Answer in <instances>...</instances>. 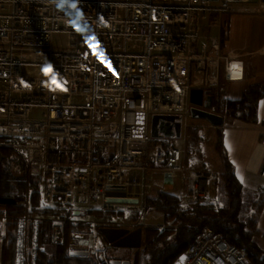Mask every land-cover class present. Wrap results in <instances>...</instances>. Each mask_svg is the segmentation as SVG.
I'll return each mask as SVG.
<instances>
[{
	"label": "built area",
	"instance_id": "built-area-1",
	"mask_svg": "<svg viewBox=\"0 0 264 264\" xmlns=\"http://www.w3.org/2000/svg\"><path fill=\"white\" fill-rule=\"evenodd\" d=\"M237 7L264 13L261 0H0V132L18 136L0 146L39 176L42 204L70 213L77 189L84 211L113 214L119 227L143 224L164 206L147 201L154 174L163 171L178 173L186 187L169 208L211 204L218 175L190 172L184 149L152 137L149 122L158 113H178L182 125L190 118L187 93L198 69L207 74L205 89L242 72L220 35L201 33ZM54 34L66 35V43L55 45ZM37 66L48 71L30 76L27 68ZM34 109L39 119L30 117ZM61 217L54 216L66 225ZM29 219H21L19 264L28 263ZM5 228L1 217L0 245ZM61 230L50 234L53 244L64 242ZM90 233L91 253L109 264L96 222ZM171 264L254 263L227 235L204 227Z\"/></svg>",
	"mask_w": 264,
	"mask_h": 264
},
{
	"label": "trees",
	"instance_id": "trees-1",
	"mask_svg": "<svg viewBox=\"0 0 264 264\" xmlns=\"http://www.w3.org/2000/svg\"><path fill=\"white\" fill-rule=\"evenodd\" d=\"M209 92L212 95L211 108L214 113L247 121L255 118L256 104L264 95L261 84L250 86L241 98L235 101H227L216 89L212 88ZM215 132L216 134L208 137L207 133L203 134L200 127L191 128L189 132L187 131L186 153L188 156L191 153L202 156L212 144L211 147L217 151L221 163L215 184L223 190V202L230 208L211 207V204H205L175 210L165 215L156 225L143 228L147 234L144 239L142 237V247L137 249L132 264H171L204 227H210L214 232L227 235L230 243L246 250L254 264H264V251L252 240L257 232L254 229H244L248 223V217L243 216L241 212L238 213L240 206L261 210L264 189L257 195H250L253 201L250 198L244 201L246 193L242 183L235 176L232 165L226 157V151L222 147L221 130L218 128ZM196 143H199L201 147L194 151L192 146ZM207 156L203 155L198 165L202 170L210 171L212 163ZM186 163L188 167L195 166L187 159ZM147 201L149 204L166 203L168 205L177 202V197L172 193L159 192L148 196ZM68 213L66 209L42 204L39 176L27 171L23 159L17 153L0 147V218H5L6 227L5 237L0 245V264H19L18 228L25 214L30 217L27 232L29 246L27 264H106L100 262L90 251L87 256L70 254V250L73 249L69 243L74 238L72 235L84 227L89 229L91 222H71L67 219L64 243L58 246L49 243L50 219ZM70 214L73 212L71 211ZM85 214L92 215L95 220L97 218L102 220V222L96 220L98 231L101 227L113 225L109 222L113 214L98 210L84 211L83 215ZM72 225L75 229L73 233H70L69 228ZM101 238L104 241L102 235ZM39 246H44V251H39ZM75 249L78 248L75 247ZM107 260L110 259L107 258Z\"/></svg>",
	"mask_w": 264,
	"mask_h": 264
},
{
	"label": "crops",
	"instance_id": "crops-1",
	"mask_svg": "<svg viewBox=\"0 0 264 264\" xmlns=\"http://www.w3.org/2000/svg\"><path fill=\"white\" fill-rule=\"evenodd\" d=\"M251 15L224 13L220 15V25L210 27L208 25L203 31V34L207 35H220L223 52L244 61V77L241 80L222 83L220 88H213L219 89L218 91L227 101L240 99L250 86L258 84L262 85L264 93V13ZM208 94L211 95L209 90ZM255 115L250 121L218 115L222 117V124L213 127L221 130L220 141L226 151V157L232 165L235 176L243 185L245 196L249 195V197L257 195L264 189V95L256 104ZM180 138H175L178 140L174 143L182 145ZM217 169L219 170L220 166ZM153 180L154 187L168 185L164 173L161 176L155 173ZM166 192L171 194L170 191L166 190ZM245 209L251 208L242 207L243 211ZM252 211L254 210L247 211L248 223L244 229L250 228L252 223H255V217L251 218ZM253 226L256 227V223ZM252 240L264 251V232L256 234Z\"/></svg>",
	"mask_w": 264,
	"mask_h": 264
},
{
	"label": "rangeland",
	"instance_id": "rangeland-1",
	"mask_svg": "<svg viewBox=\"0 0 264 264\" xmlns=\"http://www.w3.org/2000/svg\"><path fill=\"white\" fill-rule=\"evenodd\" d=\"M222 14H224V13H222ZM221 14V15H222ZM226 14H235V15H245V16H252L251 14L249 15V13H246L245 11L243 12V11H241V10H239V8L237 7V8H235V9H233V12L232 13H226ZM219 21H220V19H219ZM218 21V23H217V25H220L221 23ZM210 22H212V21H210ZM203 29L201 30V33H203ZM213 32V31H212ZM207 35V34H206ZM66 41H67V37H66V35H63V34H54L53 35V43L55 44V45H64L65 43H66ZM233 58L234 59H237V60H239V61H241L242 63H243V70H242V72H240V73H238L237 74V76H235V80H233V81H237V80H241L243 77H244V61L242 60V59H240V58H236V57H234L233 56ZM31 61H34V60H31ZM36 69H38V71H40L41 73H42V75H45L46 74V71H48V68L46 67V66H37V67H29V68H27V73L30 75V76H32V77H39L37 74H36ZM195 74L196 75H190V78H191V84H192V87H190L189 88V90H188V93H187V95L190 97V90H191V88H193V87H195V88H200V89H204V90H206V91H210V89H212V88H210V89H205V88H203V83H204V81H205V78H206V73L205 72H201L200 71V69H198V71H195ZM233 81H230V82H233ZM193 82V83H192ZM230 82H226V81H224L223 79L222 80H220V82L216 85V87L217 88H220V85L222 84V83H230ZM215 88V87H214ZM219 90V89H218ZM220 91V90H219ZM189 102V103H188ZM188 102H187V107H189V109H190V107L192 106V104L190 103V100H189V98H188ZM198 108L199 109H202V110H206V111H210V112H212V113H214L212 110H210V108H205V107H203V106H198ZM31 112H32V116H31ZM31 112H30V117L31 118H33V117H36V118H34V119H39L40 117H41V111L40 110H38V109H34L33 111L31 110ZM189 113H190V111H189ZM215 114V113H214ZM153 115H178V116H180L178 113H158V114H153ZM152 115V116H153ZM152 116H151V118H152ZM189 116H190V118H188V119H186L185 120V122H184V124L182 125V127H181V132H180V139H182V145H180L183 149H184V151H185V166H187L188 164L186 163V159L187 160H189V163H194L195 164V166L194 167H186L187 169H190V172H193V171H196V170H201V171H205V170H202L200 167H199V165H198V163L200 162V159H201V157L203 156V155H208L207 156V158L211 161V165H212V169H210V171H205V172H213V173H217L218 172V167L220 166V157H219V155H218V153H217V151L215 150V148H212V147H210V148H207V151H206V153H204L203 152V155L201 156V155H197V154H195V153H191L189 156H188V154L186 153V149L188 150V144H187V140H188V136H187V131L189 132L190 131V129L191 128H193L194 126H198V127H200V130L203 132V134H206L207 133V135H208V137L209 136H211V135H213V134H216V132H215V128H213L214 126H212V125H210V123L207 121V120H205V119H201V118H192L191 117V115L189 114ZM181 117V116H180ZM151 118H150V122H149V129L151 128ZM177 119V118H176ZM175 119V120H176ZM177 121V120H176ZM183 123V120H182V117H181V124ZM10 136H12V137H18V136H14V135H10L9 134V132H0V141L1 142H5L7 139H12V137H10ZM152 137H155V136H152ZM155 138H164L165 139V143H169V142H174V141H177L178 139H175L176 137H165V136H158V137H155ZM177 144V143H176ZM0 147H2V148H6V149H9V150H13L12 148H7V147H4V146H0ZM200 145H199V143H196V145H194V146H192V150H198V149H200ZM215 167H217V168H215ZM162 173H168V172H165V171H163V172H160L159 173V176H161L162 175ZM169 175H170V177H171V180L170 181H168V185H166V184H164L163 186L161 185V186H159V187H153L152 188V191H151V193H150V195H152L153 193L154 194H158L159 192H164V193H167L166 192V190L167 191H170L172 194H175L176 195V197L178 196V194H180L181 193V190H186V187H185V185H184V183L181 181V180H179L178 179V173H176V176H175V174H173V175H171L170 173H168ZM190 174L188 173V175L187 176H189ZM191 176V175H190ZM134 190H138L139 191V187L136 185V186H134V188H133ZM161 189H165V190H161ZM73 194L75 195V198H76V201H77V203H78V205L77 206H74L73 207V209H71L72 210V212L73 213H78L79 215H77V216H74L73 214H70V213H68V214H66V215H63L64 217H61L62 219H65V223H66V221H67V219L69 220V221H86V222H91L92 224H91V226L89 227V229L88 228H82V229H85L86 231H90L91 230V228H92V226H93V222H96V220H98L99 222H102V220L101 219H94L93 218V216L92 215H90V214H85V215H83V214H81V213H83L84 212V210L86 209L85 208V206H82V205H85V200L84 199H78L77 197H78V195H79V193H78V190L77 189H74L73 190ZM248 194H250V192H248ZM77 196V197H76ZM179 197V196H178ZM210 197H212L211 198V200H210V202H211V207L213 206V207H229L230 208V206L229 205H227V204H225L224 202H223V190L221 189V188H219L218 186H217V184H213L212 185V187H211V193H210ZM209 197V198H210ZM249 198L250 199H252V201H253V198L252 197H249V195H246L245 196V199H244V201H248L249 200ZM257 200V199H256ZM259 200V199H258ZM79 201V202H78ZM261 203V202H260ZM263 203V205H262V208H261V210H254V211H252L251 213H253V215H252V219L255 217V223H256V227H254L253 225H255V223H252V226L250 227V228H247V230H251V229H254L257 233L256 234H260L261 232H264V202H262ZM251 204H252V202H251ZM149 205H151V204H149ZM164 206L162 207V206H160V207H155V210H153L152 211V213L150 214V216H147L146 217V219L144 220V223L143 224H136L135 222H132V226H126L125 228L126 229H129L130 231L131 230H133V229H136V228H138V227H141L142 228V230H143V228H146V227H149V226H154V225H156L159 221H160V219L162 218V217H164L165 215H167V214H170V213H172V212H174L175 210H182V209H175V208H169L168 206H167V204L165 203V204H163ZM168 205H171V204H168ZM97 208H102V207H99V206H97ZM244 208V207H243ZM252 209H250V210H246L245 209V211H243L242 210V207L240 206V208H239V210H238V213H242V215L244 216V215H246L247 214V211L249 212V211H251ZM112 213H115V212H113V211H111ZM82 216V217H81ZM22 219V218H21ZM257 220H258V222H257ZM116 221H117V219H115L114 218V216H113V218L112 219H110L109 220V222L111 223V224H113V225H115L116 226ZM133 221V220H132ZM51 223H52V225H51ZM96 223H98V222H96ZM59 224H61V225H59ZM136 224V225H135ZM65 224H64V222L63 223H59V220L58 219H56V218H54V217H52L51 219H50V226H51V229H50V233H49V235H48V239H49V243L50 244H52V245H56V246H58L57 244H53L52 242H51V239H50V234H52L53 233V231H54V228L55 227H58V226H61V236L63 235L64 236V231H65V226H64ZM259 225V226H258ZM258 226V227H257ZM96 227H97V224H96ZM106 227V226H105ZM108 227V226H107ZM117 227H119V226H117ZM19 228H20V225H19ZM19 228H18V232H19ZM74 229H75V226H70V228H69V230H70V233H73L74 232ZM93 229H96L95 228V226L93 227ZM64 230V231H63ZM6 234V233H5ZM75 234V236H77V238H83L84 237V235L83 234H80V233H74ZM95 234H98V236H97V240H99L100 239V237H99V233H95ZM147 233H146V231H145V229L143 230V232H142V237H143V239L145 238V235H146ZM255 234V235H256ZM79 235H81V236H79ZM224 235V234H223ZM254 235V236H255ZM60 236V237H61ZM51 238H52V236H51ZM253 238V237H252ZM92 233H90V234H87L86 235V238H85V241H83L80 245H84V246H86L88 243H90L89 245H88V247H86V249H88L90 252H92V246H93V244H92ZM143 239H142V241H143ZM58 240H60V239H56V241H58ZM72 240H70V247L71 248H73V249H75V247L77 246L75 243H73V242H71ZM64 243V242H63ZM62 243V244H63ZM61 244V245H62ZM20 245V240H19V235H18V246ZM100 245V243L98 244V246ZM107 245H108V243H107ZM100 247H101V245H100ZM109 248L106 250V252L104 253V256L105 257H107V258H109V259H113V258H116V259H126V260H128V261H130V264H132L133 263V260H134V256H135V253H136V251H137V249L136 248H128V247H116V246H113V245H110V246H108ZM142 247V246H141ZM140 247V248H141ZM40 248H43V250L42 251H44V246H39V251H40ZM140 248H138V249H140ZM37 249H38V247H37ZM72 250V249H71ZM70 250V251H71Z\"/></svg>",
	"mask_w": 264,
	"mask_h": 264
},
{
	"label": "water",
	"instance_id": "water-1",
	"mask_svg": "<svg viewBox=\"0 0 264 264\" xmlns=\"http://www.w3.org/2000/svg\"><path fill=\"white\" fill-rule=\"evenodd\" d=\"M216 1V0H213ZM264 1V0H263ZM211 95L208 91L202 90L200 88H191L190 90V115L192 118H201L207 120L212 126H219L222 124V117L218 116L210 111L199 109L198 106H203L205 108H211ZM177 118V119H176ZM177 121H176V120ZM181 117L178 115H153L151 118V128L150 133L152 136H165V137H180L181 132ZM164 179L167 181L171 180L168 173H164ZM83 214V213H81ZM73 215H79L78 213H73ZM104 241L108 244H112L116 247H128V248H140L142 245V228L138 227L133 230H129L122 227L112 226V227H101L99 228ZM81 236V235H79ZM72 237L77 238V236L72 235ZM104 241L99 239L97 244L100 243L102 248ZM87 245L84 247L86 248ZM71 255L76 256H87L88 251L86 249H72L70 251ZM100 258H102L100 256ZM102 260V259H101ZM109 264H130V261L126 259H110Z\"/></svg>",
	"mask_w": 264,
	"mask_h": 264
},
{
	"label": "flooded vegetation",
	"instance_id": "flooded-vegetation-1",
	"mask_svg": "<svg viewBox=\"0 0 264 264\" xmlns=\"http://www.w3.org/2000/svg\"><path fill=\"white\" fill-rule=\"evenodd\" d=\"M82 217V216H81ZM112 226H114V225H110V226H108V227H112ZM121 227V226H120ZM122 228H125V227H122ZM88 232L89 231H86L85 229H79L76 233H80V234H83L84 235V237L82 238H72L71 240V242H73V243H75L77 246H76V248H84L85 246L84 245H80L83 241H85V238H86V235L88 234ZM75 235V234H74ZM110 245H112V244H108V246H110ZM109 247H107V249H108ZM106 249V250H107ZM106 252V251H105ZM102 259V258H101ZM100 259V260H101ZM101 261H103V259L101 260ZM109 261V260H108Z\"/></svg>",
	"mask_w": 264,
	"mask_h": 264
},
{
	"label": "bare ground",
	"instance_id": "bare-ground-1",
	"mask_svg": "<svg viewBox=\"0 0 264 264\" xmlns=\"http://www.w3.org/2000/svg\"><path fill=\"white\" fill-rule=\"evenodd\" d=\"M235 71H236V73H239V72H240V69H239V68H237V69H235Z\"/></svg>",
	"mask_w": 264,
	"mask_h": 264
}]
</instances>
